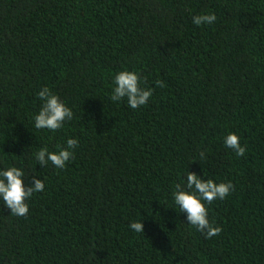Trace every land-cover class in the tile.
I'll list each match as a JSON object with an SVG mask.
<instances>
[{
	"label": "trees",
	"instance_id": "trees-1",
	"mask_svg": "<svg viewBox=\"0 0 264 264\" xmlns=\"http://www.w3.org/2000/svg\"><path fill=\"white\" fill-rule=\"evenodd\" d=\"M206 13L216 21L193 24ZM122 70L153 90L146 105L111 100ZM44 87L73 112L55 132L35 127ZM230 133L244 156L225 145ZM69 138L63 169L38 164ZM9 167L45 189L23 217L0 198V264H264V0H0ZM189 171L234 185L205 202L222 228L211 239L174 201Z\"/></svg>",
	"mask_w": 264,
	"mask_h": 264
},
{
	"label": "clouds",
	"instance_id": "clouds-1",
	"mask_svg": "<svg viewBox=\"0 0 264 264\" xmlns=\"http://www.w3.org/2000/svg\"><path fill=\"white\" fill-rule=\"evenodd\" d=\"M217 19L215 13L200 14L193 17V24L210 25ZM143 80L135 71L122 70L114 77L111 100L120 101L126 98L127 105L131 109H137L146 105L153 95V90L142 87ZM157 86L163 87L162 81H157ZM38 98L43 101L41 110L34 117L37 129H48L53 132L61 129L64 122L73 118L71 108L67 107L56 94L44 87L37 93ZM225 145L231 148L237 157L245 155L246 148L240 143V138L235 133H230L225 137ZM78 146V140L69 138L66 147H60L59 151H49L47 147L35 153V158L41 166H47L49 162L57 168L63 169L67 162L74 157L71 151ZM204 153H201V159ZM25 173L17 167H9L0 170V198L14 216H26L29 206L26 201L34 193L43 192L45 184L41 179L33 177V183L25 186ZM234 191L231 182L217 183L212 179L204 180L195 172H188L186 183H177L173 197L175 204L179 206L181 213H186L188 224L197 231L205 234L206 238L211 239L222 231L221 227L214 226L208 218V208L215 200L226 199ZM206 202V203H205ZM129 227L137 233L144 232L142 222H133Z\"/></svg>",
	"mask_w": 264,
	"mask_h": 264
}]
</instances>
